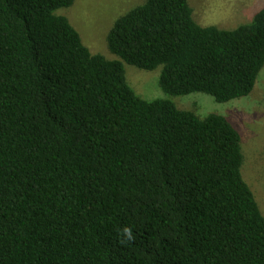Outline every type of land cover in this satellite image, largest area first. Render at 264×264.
Returning <instances> with one entry per match:
<instances>
[{"label": "trees", "instance_id": "trees-1", "mask_svg": "<svg viewBox=\"0 0 264 264\" xmlns=\"http://www.w3.org/2000/svg\"><path fill=\"white\" fill-rule=\"evenodd\" d=\"M73 2L0 0V264H264L239 131L171 100L252 91L264 6L224 29L146 0L114 21L108 59L58 13ZM123 63L161 66L169 97L143 99Z\"/></svg>", "mask_w": 264, "mask_h": 264}, {"label": "rangeland", "instance_id": "rangeland-1", "mask_svg": "<svg viewBox=\"0 0 264 264\" xmlns=\"http://www.w3.org/2000/svg\"><path fill=\"white\" fill-rule=\"evenodd\" d=\"M146 0H74L58 10L78 31L91 53L118 59L107 48L106 36L114 21ZM193 17L200 25L231 29L249 22L264 6V0H188ZM124 64L128 84L143 99L168 98L159 86L161 66L153 70ZM252 91L244 97L219 103L213 97L194 92L171 97L179 109L192 110L199 116L217 113L228 118L241 136L243 163L241 173L264 215V66L255 79Z\"/></svg>", "mask_w": 264, "mask_h": 264}, {"label": "clouds", "instance_id": "clouds-1", "mask_svg": "<svg viewBox=\"0 0 264 264\" xmlns=\"http://www.w3.org/2000/svg\"><path fill=\"white\" fill-rule=\"evenodd\" d=\"M123 231H124L129 237H131V229H129V228H125Z\"/></svg>", "mask_w": 264, "mask_h": 264}]
</instances>
